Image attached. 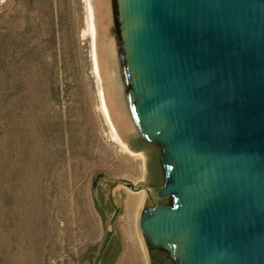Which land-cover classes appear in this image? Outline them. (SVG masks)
I'll return each instance as SVG.
<instances>
[{"label":"water","instance_id":"1","mask_svg":"<svg viewBox=\"0 0 264 264\" xmlns=\"http://www.w3.org/2000/svg\"><path fill=\"white\" fill-rule=\"evenodd\" d=\"M89 6L105 109L145 159L149 264H264V0Z\"/></svg>","mask_w":264,"mask_h":264},{"label":"rangeland","instance_id":"2","mask_svg":"<svg viewBox=\"0 0 264 264\" xmlns=\"http://www.w3.org/2000/svg\"><path fill=\"white\" fill-rule=\"evenodd\" d=\"M90 18L89 0H0V264H93L117 207L102 264H149L145 159L114 135Z\"/></svg>","mask_w":264,"mask_h":264},{"label":"bare ground","instance_id":"3","mask_svg":"<svg viewBox=\"0 0 264 264\" xmlns=\"http://www.w3.org/2000/svg\"><path fill=\"white\" fill-rule=\"evenodd\" d=\"M89 24L90 25H92V21H91V18H90V20H89ZM91 27V26H90ZM91 30H93V28L91 29ZM114 135H115V137L117 138V140H119V141H121L120 139H119V137L117 136V134L115 133V131H114ZM135 197H136V195H135ZM128 211H129V206H128ZM139 238H140V242H141V246H142V248H141V250H143V254H144V260H147V256L145 257V251H144V249H143V241H142V238H141V236H139Z\"/></svg>","mask_w":264,"mask_h":264},{"label":"flooded vegetation","instance_id":"4","mask_svg":"<svg viewBox=\"0 0 264 264\" xmlns=\"http://www.w3.org/2000/svg\"><path fill=\"white\" fill-rule=\"evenodd\" d=\"M131 146L134 148V149H137V150H143L145 149L147 146H143V145H137L135 144L134 142H131ZM102 176H98L97 179L99 180ZM98 180L95 181L96 182V185L98 184Z\"/></svg>","mask_w":264,"mask_h":264}]
</instances>
